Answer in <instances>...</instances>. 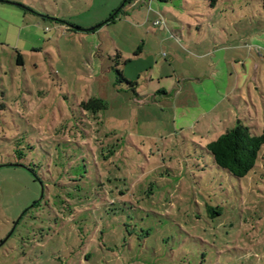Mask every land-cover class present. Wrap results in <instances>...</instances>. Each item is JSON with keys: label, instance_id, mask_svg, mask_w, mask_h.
Segmentation results:
<instances>
[{"label": "rangeland", "instance_id": "1", "mask_svg": "<svg viewBox=\"0 0 264 264\" xmlns=\"http://www.w3.org/2000/svg\"><path fill=\"white\" fill-rule=\"evenodd\" d=\"M239 124L262 0H0V264H264V151L237 179L205 149Z\"/></svg>", "mask_w": 264, "mask_h": 264}, {"label": "trees", "instance_id": "2", "mask_svg": "<svg viewBox=\"0 0 264 264\" xmlns=\"http://www.w3.org/2000/svg\"><path fill=\"white\" fill-rule=\"evenodd\" d=\"M129 1V0H127ZM262 10L264 13V0H262ZM113 18L105 23L113 22ZM58 22V21H56ZM102 25H100L101 27ZM79 30V29H78ZM118 57V55H117ZM18 63L20 56L18 55ZM118 81L123 82L132 89L138 97L135 88L137 83H133L123 78L122 72L116 71ZM80 106L84 111L97 114L106 109V103L97 98H91L82 102ZM206 152L210 153L215 165L226 171L234 178H245L256 166L259 156L264 151V129L261 134L256 135L248 127L236 125L227 130L224 134L206 145Z\"/></svg>", "mask_w": 264, "mask_h": 264}, {"label": "water", "instance_id": "3", "mask_svg": "<svg viewBox=\"0 0 264 264\" xmlns=\"http://www.w3.org/2000/svg\"><path fill=\"white\" fill-rule=\"evenodd\" d=\"M18 166V165H17ZM21 217V216H20ZM20 219V218H19ZM19 219H17V221L15 222V225H16V223L19 221ZM15 225L13 226V227H15ZM12 231H13V229H12ZM12 231L10 232V234L12 233ZM10 236V235H9ZM9 236H7V238L9 237ZM7 238H5V240H3V242H1L0 243V246H2L3 244H4V242L7 240Z\"/></svg>", "mask_w": 264, "mask_h": 264}, {"label": "crops", "instance_id": "4", "mask_svg": "<svg viewBox=\"0 0 264 264\" xmlns=\"http://www.w3.org/2000/svg\"><path fill=\"white\" fill-rule=\"evenodd\" d=\"M149 2H152V0H149ZM137 87H138V83H137ZM139 98H140V100H138V101H146L145 100V97H140V96H138ZM147 99V98H146Z\"/></svg>", "mask_w": 264, "mask_h": 264}, {"label": "built area", "instance_id": "5", "mask_svg": "<svg viewBox=\"0 0 264 264\" xmlns=\"http://www.w3.org/2000/svg\"><path fill=\"white\" fill-rule=\"evenodd\" d=\"M156 24H159V22H156Z\"/></svg>", "mask_w": 264, "mask_h": 264}]
</instances>
